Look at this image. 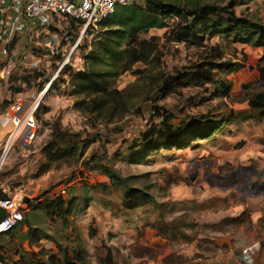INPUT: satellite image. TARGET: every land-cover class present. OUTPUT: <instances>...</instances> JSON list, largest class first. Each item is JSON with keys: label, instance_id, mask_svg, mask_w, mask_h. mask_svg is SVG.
<instances>
[{"label": "rangeland", "instance_id": "1", "mask_svg": "<svg viewBox=\"0 0 264 264\" xmlns=\"http://www.w3.org/2000/svg\"><path fill=\"white\" fill-rule=\"evenodd\" d=\"M199 1H232L238 14L264 22V0ZM178 19L167 15L168 26L138 34L155 37L147 60L132 65L144 69L138 73L124 69L125 42L111 48L102 43L109 36L103 26L81 38L75 29L65 55L38 47L24 52L23 65L0 57V162L11 140L9 104L16 95L38 101L33 141L10 144L0 164V191L29 197L23 202L24 222L0 235V264H56L62 248L72 254L78 246L88 264H264V116L245 98L264 88L263 50L234 41V34H215L204 44L168 39L164 31ZM218 49L223 59L243 63L229 73L214 70L219 84L225 79L230 84L227 97L214 96L218 84L201 83L194 74L175 91L158 92L163 77L193 73ZM91 61L106 83L127 97L122 115L109 119L79 104L85 96L73 92L71 73ZM155 103L175 121L201 114L208 123L226 120L211 134L196 130L176 145L140 151L136 139L160 120L151 108ZM57 149L65 156L52 158ZM104 167L124 176V183L112 182ZM127 186H144L152 198L128 209ZM45 194L60 195L69 210L46 212L39 204ZM43 232L49 236L37 238ZM170 249L176 250L162 261Z\"/></svg>", "mask_w": 264, "mask_h": 264}, {"label": "trees", "instance_id": "2", "mask_svg": "<svg viewBox=\"0 0 264 264\" xmlns=\"http://www.w3.org/2000/svg\"><path fill=\"white\" fill-rule=\"evenodd\" d=\"M172 14L177 15L179 19L170 29L164 31L168 39L204 44L205 38L215 34H234V41L261 47L263 50L262 57H264V22L238 14L233 8L232 1L223 5L207 1L200 2L199 0H184L182 3L170 0H141L130 4H121L100 23V28L103 26L105 32L109 35L108 39H103L102 43L111 48L125 42L127 57L124 62V69L132 70V65L135 62L147 60L149 54L152 53L150 51L154 47L151 38L155 37L139 38L138 34L150 28L168 26L166 18L167 15ZM72 26L73 31L75 29L78 31L77 25ZM156 51L157 49L154 51L152 58L156 57ZM202 65H205V67H202ZM242 66L243 63L238 60L223 59L222 53L218 49L213 59L197 64L193 73L179 72L176 75L163 77L161 82L158 83L157 90L163 94L173 92L183 82V79L190 77V74H194L195 78H200L201 83L212 81L218 84L219 89L215 90L214 96L227 97L230 84L226 79L219 84V79L214 77V70L223 69L229 73L240 69ZM139 70L133 69L132 71L137 73L144 71V69ZM71 82L73 92H81L85 96L79 104L86 107L89 112H96L101 116L107 115L109 119H112L126 111L127 97L120 93V90L111 88L106 83L94 61L88 62L83 70L72 72ZM245 98L250 108L258 109L260 114L264 116V88L247 94ZM151 108L154 114L160 116V120L158 122L153 121L136 139V146H139L140 151L160 148L164 145H176L179 143L180 138L184 136L182 140H185L187 133L196 130H199L202 135L211 134L226 120L225 118L215 119L208 123L205 121L208 119L207 115L201 114L199 117H191L189 120L180 118L175 121L173 115L169 114L163 105L155 103L151 105ZM229 119L231 118H227V120ZM204 128H207V131H204ZM54 154L52 158H59L65 156L66 152L57 149ZM103 170L112 182L121 181L124 183L126 180L113 168L104 167ZM3 196H6V194L0 191V197ZM123 198L125 206L131 209L148 202L152 195L146 191L144 186H127L123 190ZM39 204L45 208L46 212L50 213L54 212L55 207L58 208L57 212L60 214L61 211L65 213L69 210L65 207L64 200L60 195L49 197L45 194L44 200ZM3 213L4 209L0 207V217ZM23 218L21 221L24 222ZM33 231L34 229L29 225L26 232L29 238L33 236ZM36 236L42 238L49 235L43 232ZM30 240H33V238ZM110 253L111 250L108 249L105 256L109 261L112 259ZM2 254L0 252L1 262L4 260ZM61 254L59 258L54 254L51 255V257L55 256L56 264H88L86 251L81 246H78L72 254L62 248Z\"/></svg>", "mask_w": 264, "mask_h": 264}, {"label": "built area", "instance_id": "3", "mask_svg": "<svg viewBox=\"0 0 264 264\" xmlns=\"http://www.w3.org/2000/svg\"><path fill=\"white\" fill-rule=\"evenodd\" d=\"M135 1L141 0H5L0 3V57L10 56L14 63L23 65L27 61L24 52L38 47H43V53L48 55H65V44L72 42V25H77L81 38L98 31L101 21L118 5ZM37 105L38 101L22 95L11 101L6 112L12 125L8 137L12 138L11 144L27 145L33 141ZM23 202L21 192L0 197V207L4 209L0 235L22 220Z\"/></svg>", "mask_w": 264, "mask_h": 264}, {"label": "crops", "instance_id": "4", "mask_svg": "<svg viewBox=\"0 0 264 264\" xmlns=\"http://www.w3.org/2000/svg\"><path fill=\"white\" fill-rule=\"evenodd\" d=\"M5 0H0V3L2 4V2H4ZM176 249H170L169 251H167L163 256H162V261L167 260L169 255L173 254V251H175ZM191 257V256H189ZM188 258V257H185ZM178 263L181 261H177Z\"/></svg>", "mask_w": 264, "mask_h": 264}, {"label": "water", "instance_id": "5", "mask_svg": "<svg viewBox=\"0 0 264 264\" xmlns=\"http://www.w3.org/2000/svg\"><path fill=\"white\" fill-rule=\"evenodd\" d=\"M259 71H260V76L263 77L264 76V65L259 67ZM29 197H24V201L27 200Z\"/></svg>", "mask_w": 264, "mask_h": 264}, {"label": "bare ground", "instance_id": "6", "mask_svg": "<svg viewBox=\"0 0 264 264\" xmlns=\"http://www.w3.org/2000/svg\"><path fill=\"white\" fill-rule=\"evenodd\" d=\"M11 141H12V138H11V140H10L9 144H7V146H6V151H5V153H4V155H3L2 159H1V162H0V164L2 163V161H3V160H4V158H5V155H6V153H7V150H8V148H9L10 144H11Z\"/></svg>", "mask_w": 264, "mask_h": 264}]
</instances>
